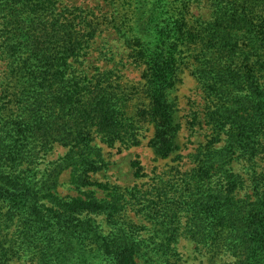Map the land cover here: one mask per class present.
<instances>
[{
    "label": "trees",
    "instance_id": "1",
    "mask_svg": "<svg viewBox=\"0 0 264 264\" xmlns=\"http://www.w3.org/2000/svg\"><path fill=\"white\" fill-rule=\"evenodd\" d=\"M104 2L111 13L0 0V264H184L183 237L212 261L264 264V0ZM106 30L143 68L137 83L89 67ZM186 66L212 130L195 166L148 189L95 181L108 167L97 140L138 147L150 124L157 159L179 150ZM57 145L66 154L46 162ZM65 171L76 196L58 193Z\"/></svg>",
    "mask_w": 264,
    "mask_h": 264
},
{
    "label": "rangeland",
    "instance_id": "2",
    "mask_svg": "<svg viewBox=\"0 0 264 264\" xmlns=\"http://www.w3.org/2000/svg\"><path fill=\"white\" fill-rule=\"evenodd\" d=\"M68 3L93 10L108 11L110 9L106 6L104 0H68ZM208 6L207 2L195 7L194 12L197 15H206ZM108 12L111 13L112 10ZM89 51H91L88 57L89 67L113 68L115 71H119L124 83L128 86L141 80L143 68L133 63L129 55L130 49L113 30H106L92 44ZM4 69L5 62L1 60L0 77ZM183 69L174 93L178 109L177 119L181 124V131L178 136L179 150L175 151L169 159H157L153 148L149 146V141L154 134V127L150 124L144 125L145 127L140 135L141 144L138 147L126 149L116 146L110 148L97 140L96 144L101 148L108 167L103 172L94 175L93 179L95 181L109 183L122 189L135 186L148 189L156 181L159 182L161 176L164 179H172L175 176V170L188 172L195 166L191 155L195 154L202 145L208 142L212 130L206 124L207 102L205 94L192 75L191 68L186 66ZM66 152V148L57 145L53 152L47 156L46 162L55 161L60 156H64ZM178 155L181 156L180 160ZM136 161H140L143 172L147 175L146 177H135L136 170L132 164ZM58 193L62 197L78 195V192L70 184V171H65L61 175ZM98 197H104V194L98 192ZM102 217L98 219L104 222ZM178 248L184 264H227L233 261L231 257L224 255L212 261L209 256L198 252L195 244L184 237L180 239Z\"/></svg>",
    "mask_w": 264,
    "mask_h": 264
}]
</instances>
